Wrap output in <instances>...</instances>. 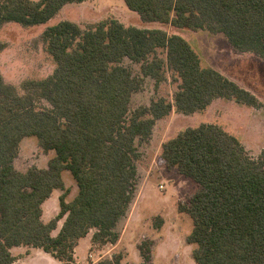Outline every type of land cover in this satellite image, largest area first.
<instances>
[{
	"label": "trees",
	"instance_id": "1",
	"mask_svg": "<svg viewBox=\"0 0 264 264\" xmlns=\"http://www.w3.org/2000/svg\"><path fill=\"white\" fill-rule=\"evenodd\" d=\"M83 1L0 0V27L44 24L65 5ZM124 3L143 23L220 33L237 51L264 61V0ZM42 38L56 64L52 75L23 82V93L0 75V264H13L11 249L18 246L40 248L61 264H72L76 241L91 229L94 244L115 243L116 224L134 196L135 141L147 140L155 122L173 108L189 115L217 99L260 106L254 94L203 65L185 38L162 29L125 27L111 19L82 30L62 20L48 26ZM158 50L165 52L164 59ZM125 58L140 64L142 77L157 83L166 66L178 83L173 103L161 97L128 116L141 78L120 64ZM30 136L54 156L46 168L19 172L13 159L22 139ZM160 158L196 183L195 192L178 203V211L192 219L187 243L195 245L194 263L264 264V152L252 159L237 137L217 125L201 124L166 140ZM63 171L77 186L70 201ZM56 189L62 191L59 212L44 222L42 204ZM138 249L141 264H151L149 243L141 242ZM121 258L116 254L99 264H119Z\"/></svg>",
	"mask_w": 264,
	"mask_h": 264
},
{
	"label": "rangeland",
	"instance_id": "2",
	"mask_svg": "<svg viewBox=\"0 0 264 264\" xmlns=\"http://www.w3.org/2000/svg\"><path fill=\"white\" fill-rule=\"evenodd\" d=\"M83 2L81 5L72 4L66 7L44 24L26 27L10 22L0 27V43L3 44L0 51V75L7 84L15 86L19 93H23V82L42 80L53 74L56 64L42 38V33L48 26L67 20L86 30L101 21L111 19L119 21L125 27L134 26L138 22L129 15L131 13L137 16L126 7L124 0ZM164 29L168 33L172 31L169 25H164ZM174 30L190 43L199 54L203 65L218 70L254 94L260 106L252 107L234 100L217 99L202 112L185 115L173 108L166 117L157 120L147 140L135 141L138 158L135 162L137 178L134 196L126 215L115 227L117 234H125L122 245L127 253L120 248L113 250V245H107L100 250H88V239H84L78 249L79 256L84 257V263L87 261L88 264H95L99 254H105L107 258L117 253L126 255V261L123 263L138 262L141 258L137 244L146 241L151 248V264H195L192 259L195 245L187 243V237L193 227L192 219L188 214L178 211V203L195 192L196 183L177 174L174 168L165 166L160 153L166 140L186 128L214 124L237 137L252 159H260L264 152V61L252 53L237 51L220 33ZM157 54L160 58H165L163 50H158ZM120 64L134 77L141 78L139 89L132 94L128 116L161 97L173 103L178 83L174 81V74L166 66L162 80L157 83L152 78L142 77L140 64L126 58L121 60ZM43 104L47 106V103ZM53 156V151H44L38 145L36 137H25L13 159V167L19 172H24L31 166L45 168ZM62 177L65 187L70 190L66 198L70 201L77 193V186L68 171H63ZM61 193V190H54L51 202L44 204V221H50L59 212L58 196ZM55 199L56 204H53ZM62 222L63 220H60L58 226H61ZM94 232L95 229H91L89 234ZM16 250L14 254H18L16 258L20 261L15 264H20L29 249L21 247ZM91 253L93 258L89 257ZM82 260L78 259V262ZM76 261L74 256L72 264H76ZM31 264L48 263L42 258H34Z\"/></svg>",
	"mask_w": 264,
	"mask_h": 264
},
{
	"label": "crops",
	"instance_id": "3",
	"mask_svg": "<svg viewBox=\"0 0 264 264\" xmlns=\"http://www.w3.org/2000/svg\"><path fill=\"white\" fill-rule=\"evenodd\" d=\"M84 2H82V3H79V4H74V5H81V4H83ZM70 5H72V4H68V5H65L60 11H62L63 9H65L66 7H68V6H70ZM59 11V12H60ZM58 12V13H59ZM129 15H131L132 17H134L138 22L134 25V27H137V28H141V29H162V30H165L164 29V25L163 24H159L158 23V25H156L155 23L156 22H153V23H143L142 21H140V19H139V17H138V15L137 16H135L134 14H129ZM138 17V18H137ZM171 33H174V34H178L179 35V32L178 31H175L173 28H172V31H171ZM181 36V35H180ZM214 102V101H213ZM212 102V103H213ZM211 103V104H212ZM210 107V106H209ZM46 168V167H45ZM171 169H173V168H171ZM176 171V170H175ZM178 174V173H177ZM56 190H58V189H56ZM54 192V191H53ZM53 192L51 193V195H50V197L47 199V200H45L44 202H43V204H42V220L44 221V217H45V211H44V204H46V203H48V202H51V200H52V198H51V196H52V194H53ZM193 194V193H192ZM189 196V195H188ZM58 198H59V196H58ZM53 204H56V199H55V201L53 202ZM54 209H55V206H54ZM46 221H47V219H46ZM46 221H44V222H46ZM119 222V221H118ZM117 222V223H118ZM62 225V224H61ZM117 225V224H116ZM60 227L61 226H58V224H57V228L55 229V230H53L52 231V235L53 236H56L57 235V233L59 232V230H60ZM92 236H93V234H87V235H85L84 237H82V238H80V239H78L77 241H76V244H75V247H74V250H73V257L75 256V258L77 259V261H76V264H88L87 263V261H86V263H84V261L82 260L84 257H80L79 256V254H78V249L80 248V243L82 242V240H84V239H88V243H87V249L89 250V249H98V250H100V249H103L105 246H107V245H113V247H112V249L113 250H115L116 248L117 249H122L123 251H125L126 252V248L122 245V242H123V238H124V236H125V234H118V240L115 242V243H113V244H111V243H106L105 245H102V246H99V245H97V244H94L93 242H92ZM143 241V240H142ZM137 245H139V243L137 244ZM21 247H27L29 250H28V252H27V255H24L25 257L22 259V261L20 262V264H31V261L34 259V258H42V259H44L48 264H61V262H59L57 259H55V258H53L50 254H48V253H46V252H44L42 249H40V248H34V247H29V246H18V247H13L12 249H11V253H12V255L15 257V262L13 263V264H15L16 263V261H17V263H18V261H20V260H17V258H16V255H18V254H14V253H16L15 251H17L16 249H19V248H21ZM43 253H42V252ZM127 253V252H126ZM117 254H120L121 256H122V258H121V261H120V263L119 264H141L142 263V258H141V255H140V252H139V255H140V258H141V260L140 261H136V262H127V263H123V262H125L126 261V255L125 254H122V253H117ZM50 257H49V256ZM116 255V254H115ZM113 255H111V256H108L107 258H105V254L103 255H98V260H97V262L95 261L94 263L95 264H99L100 262H102L103 260H106V259H111V257H112ZM78 257V258H77ZM89 257L90 258H93V255H92V253L91 254H89ZM78 259L79 260H82V262H78ZM125 260V261H124Z\"/></svg>",
	"mask_w": 264,
	"mask_h": 264
}]
</instances>
